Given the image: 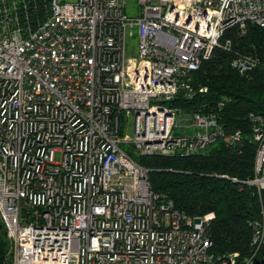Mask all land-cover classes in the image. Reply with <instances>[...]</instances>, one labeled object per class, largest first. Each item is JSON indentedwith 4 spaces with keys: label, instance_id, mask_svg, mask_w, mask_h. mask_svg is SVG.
Instances as JSON below:
<instances>
[{
    "label": "built area",
    "instance_id": "obj_1",
    "mask_svg": "<svg viewBox=\"0 0 264 264\" xmlns=\"http://www.w3.org/2000/svg\"><path fill=\"white\" fill-rule=\"evenodd\" d=\"M124 4L0 0V220L11 243L3 264H264L262 208L245 254H215L205 218L155 193L135 158L240 140L215 112L171 100L194 93L192 72L215 47L230 48L227 28H264V0H137L135 14ZM255 63L230 60L238 72ZM249 122L253 173L229 178L260 195L264 113Z\"/></svg>",
    "mask_w": 264,
    "mask_h": 264
},
{
    "label": "trees",
    "instance_id": "obj_2",
    "mask_svg": "<svg viewBox=\"0 0 264 264\" xmlns=\"http://www.w3.org/2000/svg\"><path fill=\"white\" fill-rule=\"evenodd\" d=\"M43 1L47 0H37V4ZM224 37L230 38V48L215 47L192 72L194 93L185 97L179 92L171 102L187 110L215 112L224 129L241 131L240 140L231 145L218 140L204 151L188 155L135 158L148 167V179L155 193L170 198L175 207L188 214L205 218L213 253L237 251L243 255L250 247L249 222L259 216L261 208L264 210V189L258 195L253 186L229 177L245 179L253 173L255 143L250 137L249 115L264 113V28L248 22L243 34L229 27ZM236 55H248L256 63L238 72L230 64ZM202 85L206 90L198 91ZM10 249L0 220V264L9 257Z\"/></svg>",
    "mask_w": 264,
    "mask_h": 264
},
{
    "label": "rangeland",
    "instance_id": "obj_3",
    "mask_svg": "<svg viewBox=\"0 0 264 264\" xmlns=\"http://www.w3.org/2000/svg\"><path fill=\"white\" fill-rule=\"evenodd\" d=\"M125 10L129 14H135L138 10L137 0H125L124 4ZM133 41V45H134ZM121 133L125 137L132 135V114L130 112L124 111L122 113L121 119ZM123 146L129 147V144L123 143ZM58 158V154L55 155V159Z\"/></svg>",
    "mask_w": 264,
    "mask_h": 264
}]
</instances>
